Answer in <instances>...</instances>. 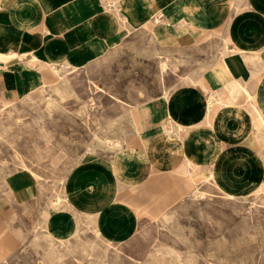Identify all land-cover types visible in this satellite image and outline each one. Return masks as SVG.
<instances>
[{"label": "crops", "instance_id": "0c3cea01", "mask_svg": "<svg viewBox=\"0 0 264 264\" xmlns=\"http://www.w3.org/2000/svg\"><path fill=\"white\" fill-rule=\"evenodd\" d=\"M218 37L222 54L179 83L180 54ZM121 44L161 57L167 92L138 103L126 143L109 138L111 153L84 152L60 199L29 169L8 172L0 222L9 246L30 240L41 213L38 232L82 258L102 255L96 239L107 244L103 264H179L135 239L142 217L163 215L204 176L228 196L264 189V0H0V106L60 74L56 65L82 67ZM50 241H39L47 264Z\"/></svg>", "mask_w": 264, "mask_h": 264}, {"label": "rangeland", "instance_id": "374dc122", "mask_svg": "<svg viewBox=\"0 0 264 264\" xmlns=\"http://www.w3.org/2000/svg\"><path fill=\"white\" fill-rule=\"evenodd\" d=\"M143 42L146 47L152 45L147 36ZM225 46V39L220 42L218 37L209 46L197 45L189 53H181L179 83L190 81L205 64L218 58ZM160 59L141 54L134 45L121 44L82 67L56 65L60 74L23 98L2 103L0 189L8 172L26 168L42 189L60 199L64 175L79 157L84 152L111 153L114 148L105 142L109 138L126 143L135 130L138 103L167 92L168 88L161 86L167 71L160 70ZM165 59L169 63L171 57ZM185 67H195V71H184ZM196 188L203 194L197 195ZM40 215L29 233L30 240L22 234L15 247L8 244L12 235L9 225L0 222L1 264H47V257L39 252L43 250L39 241L50 240L38 232L43 220ZM142 218L135 239L146 241L150 254L160 260L264 264L263 188L228 196L211 176H204L197 181L195 191L163 215ZM92 242L100 246L102 255L82 258L65 242L52 239V264H103L107 244L96 239Z\"/></svg>", "mask_w": 264, "mask_h": 264}]
</instances>
